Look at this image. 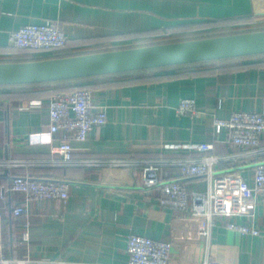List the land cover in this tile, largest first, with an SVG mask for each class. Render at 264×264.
Wrapping results in <instances>:
<instances>
[{"label": "crops", "instance_id": "obj_1", "mask_svg": "<svg viewBox=\"0 0 264 264\" xmlns=\"http://www.w3.org/2000/svg\"><path fill=\"white\" fill-rule=\"evenodd\" d=\"M263 5L264 0H0V61L50 54L10 44V32L26 24L58 22L68 37L60 53L74 55L241 32L263 18ZM75 88L91 89L96 107L103 106L108 116L106 124L93 128L86 140H71L76 158H196L206 153L167 149L163 144L211 142L213 154L232 156L218 165L219 173L232 171L249 184L255 164L264 159V155H253L252 148L233 146L229 131L217 133L214 126L216 117L228 118L236 110L264 112V54L0 86V158L58 157L52 149L62 135L45 139L51 123L48 102L53 95ZM185 97L196 100L198 116L177 114ZM32 100H42L43 106L31 107ZM4 171H0V185L13 174L70 183L67 202L34 200L29 216L12 214L23 194L0 200L5 256L68 264H123L129 260L127 236L138 233L170 241L174 264L206 260L264 264V202L260 197L242 201L235 180L230 183V194L219 196L224 204L231 201V214L209 226L205 218L162 206L160 190L146 189L141 167L52 165L17 168L7 175ZM163 171L172 176L177 169ZM209 186L203 177L187 181L190 192H205ZM221 212L226 214L225 208ZM228 220L255 225L262 234L229 229ZM27 222L30 239L25 241L22 234Z\"/></svg>", "mask_w": 264, "mask_h": 264}, {"label": "built area", "instance_id": "obj_2", "mask_svg": "<svg viewBox=\"0 0 264 264\" xmlns=\"http://www.w3.org/2000/svg\"><path fill=\"white\" fill-rule=\"evenodd\" d=\"M10 44L33 53H53L67 47L68 37L56 21L42 24H26L9 34ZM31 107L43 106L42 100H32ZM50 128L45 139L50 140L53 134H61L59 144L52 151L56 158L21 159L0 158V171L35 166H79L89 168L123 169L141 167L143 183L148 190L159 189L160 203L178 212H187L191 216L205 218L209 226L218 221H225L231 214V201H219L221 192L230 194V183L236 181L240 199L255 201L260 197L264 202V159L255 164L253 182L249 184L236 178L232 171L219 173L218 165L232 156L213 154L214 144L211 142H191L184 144H163L167 149H190L206 154L200 157H160L143 160L135 157H74L72 139L84 141L91 130L103 126L108 121L106 109L95 105L93 91L89 88H75L53 95L49 102ZM177 114L196 117L199 115L194 98H182L177 106ZM214 126L217 133L223 129L229 131V139L233 146L252 148L255 156L264 155L262 139L264 135V112L236 110L228 118L216 117ZM44 138V137H43ZM166 167L177 169L176 175L164 173ZM207 178L210 182L205 192H190L187 181L192 178ZM21 193L24 199L12 209L14 217L32 214L31 202L34 200L56 199L67 202L70 196V183L67 180H42L33 176L13 174L0 185V200ZM232 195V194H231ZM226 205V206H225ZM223 206V207H221ZM225 208V212H221ZM2 215L0 214V264H68L58 260H34L28 257L16 258L3 254L1 236ZM229 229L243 234L260 235L262 230L255 225L239 224L228 220ZM30 223L24 224L22 237L30 239ZM127 253L129 260L123 264H174L172 262V243L167 240L131 233L127 236ZM203 264H223L220 261L206 260Z\"/></svg>", "mask_w": 264, "mask_h": 264}, {"label": "water", "instance_id": "obj_3", "mask_svg": "<svg viewBox=\"0 0 264 264\" xmlns=\"http://www.w3.org/2000/svg\"><path fill=\"white\" fill-rule=\"evenodd\" d=\"M264 54V29L34 60L0 61V86L38 84ZM8 170L4 171L7 175Z\"/></svg>", "mask_w": 264, "mask_h": 264}, {"label": "rangeland", "instance_id": "obj_4", "mask_svg": "<svg viewBox=\"0 0 264 264\" xmlns=\"http://www.w3.org/2000/svg\"><path fill=\"white\" fill-rule=\"evenodd\" d=\"M261 8L263 9L264 8V5ZM253 26H252V28H247V30L248 31L251 30V29L252 30H258L260 28H263L264 29V16H263V18L261 17L258 20V22H256V25H253ZM247 30L244 29V31H247ZM230 31H232V30H230ZM230 31H229V33H236V32H233V31L230 32ZM244 31H241V32H244ZM229 33H227V34H229ZM209 34H211V33H209ZM193 38H195V37H193ZM193 38H189V39H193ZM196 38H197V36H196ZM182 40H184V39H182ZM185 40H187V39H185ZM170 41H179V40H169V39H166V40H161V41H158V42H152V41H150L149 44L162 43V42H170ZM149 44H147V45H149ZM55 55H59V56L62 55L63 56V55H69V54H65V53H60L59 52V53H56ZM44 57H45L44 55L19 56L14 61H17V60L18 61H20V60H34V59H40V58H44ZM53 57H55V56H53Z\"/></svg>", "mask_w": 264, "mask_h": 264}, {"label": "trees", "instance_id": "obj_5", "mask_svg": "<svg viewBox=\"0 0 264 264\" xmlns=\"http://www.w3.org/2000/svg\"><path fill=\"white\" fill-rule=\"evenodd\" d=\"M249 31H251V30H249ZM218 35H221V34H218ZM59 52L60 51H56V52L50 53L48 56H45V58H47V57H53V56H59V55H55L56 53H59ZM69 55H71V54H69ZM60 56H62V55H60ZM63 56H65V55H63Z\"/></svg>", "mask_w": 264, "mask_h": 264}]
</instances>
